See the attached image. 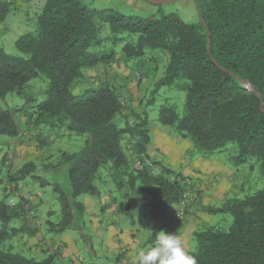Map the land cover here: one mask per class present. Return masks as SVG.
I'll return each instance as SVG.
<instances>
[{
    "label": "trees",
    "instance_id": "obj_1",
    "mask_svg": "<svg viewBox=\"0 0 264 264\" xmlns=\"http://www.w3.org/2000/svg\"><path fill=\"white\" fill-rule=\"evenodd\" d=\"M194 1L197 26L183 22L175 13L133 20L113 10L88 8L78 0H45L37 16V31L24 33L14 42L25 56L10 55L0 48V98L9 93L22 95L27 83L40 75L47 80L46 98L28 107L24 122L39 131L40 141L45 131L88 134L79 152L59 155L70 193L54 186L61 204L60 220L55 224L47 221L46 231L68 229L74 215L84 210L77 198L97 196L101 189L97 181L105 176L115 183L124 203L127 201L126 208L135 197L143 200L155 239L166 228L169 210L177 206L182 194L180 182L170 177L183 175L154 161L161 166L158 173L146 165L136 168L126 151L130 146L135 154L147 156L148 119L146 111L138 113L121 104L120 89L124 87L118 84L120 75L112 67L114 51H104L109 38L101 36V24L108 25L114 44L124 40L116 37L120 33L137 35L135 42L121 47L124 65L142 57L146 49H162L168 61L157 85H172L179 77L189 81L184 87V115L179 117L173 109L161 106L158 121L162 125L189 139L199 154L236 143L235 161L254 158L264 177V0ZM11 9L12 0H0V24ZM109 65L110 73L104 70ZM95 69L100 78H91L86 84L88 72ZM241 80L248 81L260 98ZM152 103L153 98L144 106ZM117 116L124 120L122 126ZM20 130L13 112L0 111V144L18 138ZM34 170L33 162L24 163L11 171L3 188L0 264H63L61 260L55 263L50 254L36 260L14 253L12 244L2 248L5 241L22 233L21 228H8L9 223L33 210L23 195L16 196L15 205L9 204L7 188L18 191V181L34 176ZM203 211L230 213L232 223L226 230L209 225L194 232L196 247L185 253L181 264H264V189L225 200L219 207H203Z\"/></svg>",
    "mask_w": 264,
    "mask_h": 264
},
{
    "label": "rangeland",
    "instance_id": "obj_2",
    "mask_svg": "<svg viewBox=\"0 0 264 264\" xmlns=\"http://www.w3.org/2000/svg\"><path fill=\"white\" fill-rule=\"evenodd\" d=\"M45 0H12V9L6 16L5 20L0 24V48L10 55H21L15 45V40L22 34L27 32L35 33L37 31V16L43 6ZM88 8L96 10H113L123 16L131 17L133 20H142L147 18H158L162 14L175 13L183 22L190 25H198L199 17L193 0H173L163 3H152L147 0H78ZM100 34L102 37L109 38L103 44L104 51H114L112 67L114 71L128 70L129 81L126 85L121 84L124 88L120 89L121 102L130 106L138 113L146 111L148 119V129L150 134L149 153L154 159H159L162 163L168 164V169L178 172L176 165L170 164L172 152L168 150L167 143L162 139L170 136L179 137L178 133L169 126L162 125L158 121V110L161 106L171 108L175 113L182 117L185 113V90L184 87L189 84L186 78L179 77L172 85H157L159 80L164 77L165 68L168 61L166 51L162 49H146L142 57L130 59L128 65H124L122 61L121 47L125 42L133 43L137 39L136 34L120 33L116 37H122L124 40L114 44L110 39L111 32L107 24H101ZM104 70H106L104 68ZM123 70V71H124ZM112 68L110 69V72ZM100 72V71H99ZM98 71H89L87 74L86 84L91 78H100ZM109 72V73H110ZM122 72V71H121ZM139 74V79H136L134 73ZM122 74V73H120ZM121 76V75H120ZM139 81V82H138ZM121 82L118 80V84ZM154 90H157L155 93ZM47 80L40 75L31 79L22 93L17 95L9 93L4 98H0V111L9 110L14 113V117L18 120L21 126L20 136L13 140H7L0 144V200L3 197V188L6 181V174L11 170L16 171L26 162H33L35 170L32 175L27 176L23 180L18 181V197L23 195L26 198L37 199V212L32 210L29 213L38 225L39 229L44 233L39 235L46 239L54 237L59 240L61 236L67 235V232L54 233L50 231L47 235L46 222L57 223L60 220L61 204L57 193L53 190L55 185H58L66 194L70 193V186L66 177V167L58 164L59 155L61 152L75 153L79 152L84 146V141L88 134L79 135L76 133H60V132H44L42 141L39 139L38 130L29 129L25 125L26 114L28 107L32 104L44 100L47 96ZM80 92L79 90H74ZM153 98V103L149 106L144 104ZM14 112L16 109H22ZM118 125L122 126L124 120L116 117ZM175 140V139H172ZM179 142V141H178ZM190 142L191 148L186 150V153L192 158H207L212 160L209 165L218 171L221 180L230 183L231 191L226 192L222 198L216 196L215 191H211L209 195L215 196L204 200L205 207H219L225 200L232 198H243L247 195H252L256 191L264 189V177L260 174L258 163L254 158H247L245 162H236L238 146L236 143L230 142L226 146L211 153L199 154L193 143ZM171 144H174L171 142ZM184 150V146L179 148ZM184 158V157H182ZM7 160V162H5ZM159 166V165H158ZM161 167V166H160ZM191 173L199 174L200 179L208 181L212 185L214 182L215 171L208 168H197L194 164L190 167ZM190 174L192 178L194 174ZM101 185L100 195L106 193L108 196H113L117 199L120 205V215L118 216L117 224L125 225L133 222L135 226L142 224L148 229L150 227V219L145 203L139 197H135L130 205L126 208V203L121 199V192L116 191L115 183L111 181L109 176L102 177L101 181H97ZM209 189L211 188L210 185ZM20 188V189H19ZM218 195V194H217ZM83 196L77 198L82 202ZM118 205V204H117ZM186 216H188L186 214ZM80 220H77L78 223ZM232 223V215L230 213L209 214L205 221V226H218L222 229H228ZM18 220H12L8 228L17 226ZM80 224V223H79ZM79 224L75 225L76 227ZM81 225V224H80ZM139 239H144L146 236L144 231L138 230ZM45 234V235H44ZM74 236L75 244L81 253L85 254L86 263H96L95 258L87 254L85 250V241L79 235L76 229L69 233ZM86 236V235H85ZM32 235L19 233L5 241L2 246L13 245L11 251L20 253L26 257H33L36 260L43 259L49 254L47 249H42V252L27 248V242L32 239ZM38 237V236H37ZM36 238V237H35ZM98 248L99 240L94 236L88 238ZM34 240V239H33ZM193 246L195 247V239L193 237ZM25 242V245L23 244ZM35 246H39L41 241H36ZM27 244V245H26ZM193 247V248H194ZM147 249V246L145 247ZM84 255H82V258ZM54 262H59V258L53 255ZM101 260H97V263Z\"/></svg>",
    "mask_w": 264,
    "mask_h": 264
},
{
    "label": "crops",
    "instance_id": "obj_3",
    "mask_svg": "<svg viewBox=\"0 0 264 264\" xmlns=\"http://www.w3.org/2000/svg\"><path fill=\"white\" fill-rule=\"evenodd\" d=\"M123 70L117 71L121 75L118 79L121 82L120 85H126L130 78L128 76L129 71ZM170 137L175 140L168 139V137L162 139L167 143L168 150L172 152L169 163H174L179 170L177 173L189 177L197 186L194 201L188 206L186 212L188 216L185 214L182 220L174 226V233L171 239L167 240L166 236L172 224L173 212L177 206L171 207L166 220L167 226L162 229L155 239L151 238L150 227L148 229L142 224L135 226L133 222L122 226L118 225L120 205L117 203V199L113 196H108L106 193L100 195L99 192L97 196L83 195V212L74 215L72 224L64 231L67 232V235L61 236L59 240L54 237L46 239V236H42V240H40L39 235L44 232L35 224L33 218L29 215L18 218L19 224L15 228H21V232L24 234H28V232L30 234V231H35L34 235L30 234L33 237L27 242L28 245L26 244V247L40 252H42V249H47L46 252L59 258L63 264H89L85 261V254L81 253L82 250L79 251L77 248L74 236L69 234L76 229L79 231L80 237L85 241L87 254L92 255L96 260V263L92 262L91 264H120L126 260H130L134 264H181L185 253L194 250L196 247V242L195 247L193 246V233L204 228L205 221L209 217V214L203 211V207L206 206L205 203L203 204L204 200L215 197L209 195L211 191H215L216 196L220 195L218 198L223 199L224 193L230 192L231 187L230 183L221 180L218 171L209 165L212 160L198 157L192 161V158L186 153V150L191 148L188 139L177 138L172 135ZM171 142L174 144H171ZM182 146H184V150L179 149ZM149 149L150 147L147 145V156L152 161L168 168V164L162 163L159 159H154L149 153ZM191 164H194L197 168L204 167L215 171L212 185L208 181L200 179L199 174L191 173ZM11 173L10 170L6 174L7 182L10 180L9 175ZM189 173L194 174L192 178ZM208 184L211 186L210 189L207 186ZM24 198L32 204V209L36 213L38 200L36 198L34 200L26 198L25 196ZM77 220L80 221L76 223ZM77 224L81 227H76L75 225ZM138 230L144 231L146 236L144 239H139ZM49 231L52 232V235L56 233L53 228ZM48 233V231L45 232L46 235ZM92 236L99 240L98 248H94L93 243L88 239L92 238ZM37 240L41 241L39 246L34 245ZM23 244L25 245V242ZM146 246L147 249H145ZM151 252L155 254L153 258L149 256ZM82 255H84L83 258ZM97 260H101V262L97 263Z\"/></svg>",
    "mask_w": 264,
    "mask_h": 264
},
{
    "label": "built area",
    "instance_id": "obj_4",
    "mask_svg": "<svg viewBox=\"0 0 264 264\" xmlns=\"http://www.w3.org/2000/svg\"><path fill=\"white\" fill-rule=\"evenodd\" d=\"M111 65H109L108 67H106V70L109 72L110 69L112 67H110ZM95 70H93V72H95ZM136 79L139 78V75L136 74L135 75ZM121 104L123 105L124 102H121ZM126 151L127 153L129 154L130 158H131V161L133 162L134 166L136 168H141L143 165H146L147 167H149L151 169V171L153 173H158L160 171V166L158 165H155L153 163V161L145 156V155H137L135 154L131 147L130 146H127L126 147ZM170 180L171 181H178L180 182V184L182 185L183 187V190H182V194H181V197H180V201L179 203L177 204V207L173 213V217H172V224L170 226V229L168 230V233H167V236H166V239H171V236L173 235L174 233V226L179 223L182 218L184 217L185 215V212H186V209L188 208V206L190 205V203L194 200V196L197 192V186L192 182V180L187 177V176H182V177H174V176H171L170 177ZM7 192H10L11 195L8 197V202L9 204H11L12 206L16 204V196L18 195V193L13 190L10 187L7 188ZM28 204L27 203H24V208L27 210L28 209ZM29 213H32V210L29 211ZM149 256L151 258H153L155 256L154 252H151L149 253ZM120 264H134L133 262H131L130 260L129 261H123L121 262Z\"/></svg>",
    "mask_w": 264,
    "mask_h": 264
},
{
    "label": "water",
    "instance_id": "obj_5",
    "mask_svg": "<svg viewBox=\"0 0 264 264\" xmlns=\"http://www.w3.org/2000/svg\"><path fill=\"white\" fill-rule=\"evenodd\" d=\"M167 1H173V0H150V2H152V3H163V2H167ZM193 2H194V5H195L196 10L198 11L197 5H196V3H195L194 0H193ZM208 44H209V42H207V47H208ZM210 58H212V57L210 56ZM241 83H242L243 86H244L246 89H248L249 91H254L253 88H251V86H250V84H249L248 81L241 80ZM254 92H255V94L260 98L259 93L256 92V91H254Z\"/></svg>",
    "mask_w": 264,
    "mask_h": 264
}]
</instances>
